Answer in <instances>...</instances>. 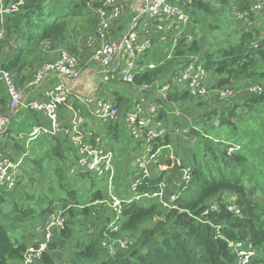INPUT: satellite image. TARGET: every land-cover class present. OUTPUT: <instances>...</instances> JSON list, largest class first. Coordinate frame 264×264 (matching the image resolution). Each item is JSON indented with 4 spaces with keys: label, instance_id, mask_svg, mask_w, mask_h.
I'll return each instance as SVG.
<instances>
[{
    "label": "trees",
    "instance_id": "1",
    "mask_svg": "<svg viewBox=\"0 0 264 264\" xmlns=\"http://www.w3.org/2000/svg\"><path fill=\"white\" fill-rule=\"evenodd\" d=\"M229 1L188 0L184 9L191 22L187 29L192 27L188 29L190 44L180 40L167 59L170 34L165 45H158L154 38L152 51L140 62L152 63L154 69L135 74L130 85L112 84L110 96L118 109L117 119L100 124L96 131L89 129L93 132L90 142L100 138L113 150V143L127 135L125 115L137 104L148 101L147 105H154L158 111L156 120L162 121L168 130L181 126L173 116L174 105H180L195 124L190 128L188 141H173L166 136L154 146V150L173 146L181 166L191 168L189 183L174 190L179 196L174 204L176 209L166 211L154 200L135 199L159 189L166 173L157 174L151 180H141L134 192L130 187L133 198L125 200L131 203L123 204L114 231L110 210L102 204L108 200L106 193L96 191L88 202L76 201L72 187L75 174L71 175L70 170L76 165L77 154L70 142L61 136H41L29 144L30 154L23 161L26 169L33 165L36 175L22 184L18 182L11 191L0 189V264H21L27 247L44 241L36 227L59 210L66 218L64 228L54 234L35 264H56L55 253L63 252L67 253L65 264H236L228 242L252 246L256 256L251 264H264V39H258V28L251 33L238 27V34H225ZM233 1L240 12L247 13L248 20H253L246 1ZM96 25V16L83 0H25L16 12L6 15L1 68L10 72L21 88L27 82L28 69L50 62L59 49L78 53V40L83 33H92ZM195 26L209 33H224L214 36L212 42L199 41ZM252 42L257 43L256 49ZM193 56L203 61L209 77V97L193 99L172 88L165 97L158 95L157 85L171 82L167 78ZM255 85L262 87V94L245 92ZM225 89L245 93L225 103L215 96V91ZM7 102L0 85V114L6 113ZM15 116L24 117L25 126L14 122L0 141L2 150L14 161L23 151V145L14 137L28 134L33 127L47 122L42 113L35 111L19 110ZM27 118L32 119L31 124ZM127 138L132 151L141 147V142L135 144L128 135ZM234 146L236 150L227 155L228 148ZM167 152L162 149L163 154ZM38 160L47 161L53 169L51 176L42 173ZM166 164L171 166L170 161ZM128 165L124 156L119 163L124 180L136 176V169L132 173ZM89 174L77 171L76 178L81 180ZM42 180L41 185L48 189L44 191L50 193L56 187L58 194L49 198L45 193H32L33 186L40 187L38 182ZM166 182L172 187L169 177ZM230 204L236 205L239 215L228 211ZM39 218L42 220L35 224ZM82 235L85 241H81ZM119 239H127L129 246L119 249ZM110 245L116 251L113 256L108 254Z\"/></svg>",
    "mask_w": 264,
    "mask_h": 264
},
{
    "label": "built area",
    "instance_id": "2",
    "mask_svg": "<svg viewBox=\"0 0 264 264\" xmlns=\"http://www.w3.org/2000/svg\"><path fill=\"white\" fill-rule=\"evenodd\" d=\"M24 1L0 0V53L5 37L6 15L16 12ZM244 1L249 5L253 20H248L247 13L240 11L235 14L236 20L244 28H251L264 14V0ZM84 2L96 16L97 25L92 33H87L80 39L78 53L59 50L50 62L42 64L35 71L32 79L25 84L24 88L17 87L13 75L3 70L0 64V85L8 97L6 113L0 114V140L5 137L10 119L19 110L42 113L47 121L33 127L28 134H18L14 137L23 145V151L16 161L7 156L0 144V189L11 191L19 185L23 161L30 154L28 147L30 143L41 136L64 137L77 154L76 165L70 170V174L74 175L77 171L90 173L106 183L108 200L102 204L110 210V226L115 231L121 219L123 204L131 202L123 200L113 190L116 177V160L113 150L106 147L100 138H96L94 143L90 142L93 132L89 129L96 124L99 126L98 122L105 125L113 123L118 117V109L112 101L105 100L103 97L97 99L95 97L85 98L79 94L73 96L66 82H72L75 87L79 86L80 79L83 77V68L92 62L101 67L103 84L130 85L135 74L155 67L152 63L140 64L144 56L152 51L155 35L152 34L153 30L164 37L166 35V39L170 34L171 45L167 55V59H170L180 40L185 39L187 45L192 41V37L187 34L190 28L187 29V27L191 23L184 9L188 0H84ZM126 10H128L129 21L122 31L120 25L124 22ZM119 29L120 32L115 34ZM251 46L254 49L258 47L255 42H252ZM81 47L82 52H79ZM87 52L90 56L85 61L86 59L82 56ZM48 77H56L59 82L45 91L44 100L27 99L25 89L41 87ZM167 79H171V82L166 80L167 82L157 85L158 95L165 97L172 88L175 92H186L193 99L209 97L208 75L203 67V61L195 56L185 59L183 64L176 68L171 77ZM215 92L219 101L227 103L235 94L247 92L259 95L262 94L263 89L255 85L247 88L245 92H236L232 89ZM146 102L144 105L137 104L124 117L127 135L135 144L141 142V147H145L143 153L139 154L135 161L136 176L131 179V192H134L135 187L143 179L151 180L152 176L160 173H166L165 176L169 175L167 171H170L171 167H176L178 170L179 182L175 183L176 187L187 185L191 177V168L181 166L179 157L174 154L173 146L158 147L155 150L154 146L158 145V140L166 136L173 141L176 138L188 141L190 128L195 125L192 123L193 118L174 105L173 116L178 121H183L180 127L175 125L172 130H168L162 121L156 120L158 112L156 107L147 105L148 101ZM73 103L79 104V108H76ZM82 106L85 107L86 115H83ZM62 109L64 111L61 113ZM68 112L72 117L69 124H65V115L67 116ZM162 149L168 152L163 154ZM235 150V146L228 148L227 155ZM166 161H170L171 166H167ZM152 164L158 170L156 175L151 173ZM158 187L155 193L135 199L154 200L166 211L176 209L174 204L179 198L178 194H168L165 181L160 182ZM228 211L239 215V210L234 204L228 206ZM62 213L61 210L52 213L36 227L37 233L41 238L43 237L44 241L28 246L21 264H35L40 259L48 249V243L54 234L64 228L66 218ZM121 243L124 245L121 246ZM117 244L121 249L129 246L128 241H118ZM228 248L236 256V264H251L256 256V251L252 246L245 247L242 244L228 242ZM108 254L109 256L116 254L112 245L108 247Z\"/></svg>",
    "mask_w": 264,
    "mask_h": 264
},
{
    "label": "rangeland",
    "instance_id": "3",
    "mask_svg": "<svg viewBox=\"0 0 264 264\" xmlns=\"http://www.w3.org/2000/svg\"><path fill=\"white\" fill-rule=\"evenodd\" d=\"M231 2H232V0L229 1L228 9H229L230 12H229V14H227V20L225 22L226 24H225V27H224V28H226L225 34H228V35H230V34L231 35L238 34L239 33L238 32V27H240V25H241V24H239L236 21L235 17L232 15V11L230 10L231 4H232ZM261 16L263 17L264 14L261 15ZM223 19H226V16ZM190 28H192V27H190ZM196 29H197V26H195V30ZM245 30L248 31V32L254 33V31H256L255 24H254L253 28L252 27L251 28H245ZM119 32H120V29L117 30L115 34H118ZM219 32L220 31H218V30H216V31L213 30L212 33L211 32L209 33V32H206V31H203L202 29H200V30H198V39H199V41L204 39V40H210L212 42L214 36H217L219 34L222 35V33H224V32H222V33H219ZM85 34L83 33L82 36L85 35ZM187 34H189V32ZM225 34H223V35H225ZM155 37L157 39H159L160 41H161V39H164V41L167 40L166 39V35L164 37L162 34L157 33V32H155ZM258 39L259 40H263L264 39V33H259ZM79 52H82V47L79 48ZM87 55H89L88 52H87ZM82 57H83V59L85 58V56H82ZM100 87L102 88V87H104V85H101ZM175 88H176V86H175ZM112 90L113 89H111V88H107L106 89L107 92H112ZM122 91L123 90H118L119 93H121ZM129 92H130V90H129ZM130 93H132V92H130ZM126 95H127V93H126ZM236 95H238V94H235L233 96V98H235ZM232 99H230V100H232ZM82 108H83V115H85L86 114L85 107L82 106ZM178 108H180L183 111V109L181 108L180 105H179ZM198 113H201V111L199 110ZM71 117H72V115L69 112H68L67 116L65 115V123L66 124H69ZM98 124L100 125L99 122H98ZM97 126L98 125L96 124V127ZM100 137L103 139L104 135H100ZM127 140H128L127 136L124 135L123 137H121L119 139V141H115L113 143V150H114L113 153H114V157H115V160H116L115 163H118V166H119V163L121 161H123L124 156H125L127 158V160L129 161V164H130L129 167L133 166V169H135V161L137 159V156L139 154L143 153L145 147L142 146L140 148H137V150L132 151L127 146ZM108 146L111 147L109 143H108ZM126 146H127V148H126ZM39 164L43 166L42 173L46 172L49 176L52 175L53 169L51 168V166H48L46 160H43V161L40 160ZM26 165H28V164L26 163ZM54 167H55V165H53V168ZM35 168L37 170V167H35ZM25 169H26L25 168V164H23V166L21 167L22 175H20V181H19V183H21V184L26 182L29 178H31V177L36 175V171L33 169V165L32 164L29 165V168H27L26 170ZM116 172L117 173H116V177H115V181H114L115 187H113V190H115V193L118 194L119 197H122L123 200H129V199L133 198V194L130 192V181L128 179H126V180L121 179V176H122V173H123L122 168L118 167V169H116ZM167 173H170L169 178L174 179L175 176H176L175 174H178V170L176 169V167H171L170 171H167ZM118 181H120V183H118ZM165 181H168V179H165ZM42 182H43V180L41 182H38L40 187L33 186V189H32L31 192L32 193H37V194L45 193V194H48L47 197H49V198H52V197H54V195L58 194V190H57L56 187H54L53 190L50 193L44 191V189H47V187L45 185L44 186L41 185ZM72 185H73L72 187H75L76 201L78 203L88 202L89 199L91 198L92 194L94 192H96V191H101L104 194L107 192L106 183H104L102 179H99L95 175H92V174H89L88 176H85L83 179L80 180V178L79 179L76 178V172H75V175L72 177ZM38 220H40V218L35 220L37 222L35 224H39V222L42 219L39 222H38ZM86 234H87V232H86ZM89 234H91V233H89ZM81 237H82L81 241H85V238H83V235ZM119 240H121L123 242L127 241V239H119ZM23 242H26V240L23 239ZM122 245H124V244L121 243V246ZM118 248L121 249L119 246H118ZM55 257H56V260H57L56 264H65V258L67 257V253L66 252H63V254L55 253Z\"/></svg>",
    "mask_w": 264,
    "mask_h": 264
},
{
    "label": "crops",
    "instance_id": "4",
    "mask_svg": "<svg viewBox=\"0 0 264 264\" xmlns=\"http://www.w3.org/2000/svg\"><path fill=\"white\" fill-rule=\"evenodd\" d=\"M231 11H232V15L236 19L235 14H236V12L239 11V9L236 7V4H235L234 1L232 3V9H231ZM128 21H129V15H128V10H126V14H125V17H124V22L121 23V25H120L122 31L124 30V28L127 25ZM258 21L259 22L255 23V27L258 28V30H259L260 33H264V29H263L264 28V24H263L264 23V16L263 17L261 16ZM237 22L239 24H241L239 21H237ZM243 27L244 26L241 24L239 28H243ZM152 34H155L154 30L152 31ZM83 36H85V35H83ZM83 36L80 39H82ZM154 38L156 39L155 35L153 36V40H154ZM80 39L78 40V45H79ZM166 41H164V39H161V41L159 39L156 40V42L158 43V45H161V44L162 45H165L166 44L165 43ZM59 50H61V49H59ZM58 51H56V54L58 53ZM56 54H55V56H56ZM84 56H85V59H86L85 61H87L88 60V57L90 56V54L87 55V53H85ZM38 68L35 69L34 67H31L30 70L28 69L25 72V76L27 77L26 78L27 79V82H29L32 79L33 74L35 73V71ZM101 79H102V70H101V67L98 66V65H96L95 63L89 62L83 68V77L80 79L79 86H76L75 87L72 82H66V84H67L68 87L71 88V93H72L73 96H75L76 94H79L80 96H83L85 98H90V97H93L94 98L95 97V98L98 99V97H103L105 100H110L111 101L112 100V98L110 96L111 95V92H107L106 89L107 88H111V89L114 90V87L112 86V84H109V85L103 84L102 81H101ZM57 82H59V79L58 78H56V77H48L45 80V82L43 83V85L41 87H38V88H36V87L26 88L25 89V95H26L27 99H30V100L32 98L39 99V100H44V93H45V91L47 89L51 88ZM25 84L21 88H24L25 87ZM101 85H104V87L101 88L100 87ZM1 88H2V86H1ZM2 90H3V88H2ZM113 90H112V92H113ZM73 105L74 106L76 105V107L79 108V106L76 103H73ZM63 111L64 110L62 109L60 112L62 113ZM26 121L29 124H31L32 119L27 118ZM182 121L183 120H180L181 123H182ZM14 122H16V124L18 126H25L24 117H20V118H18L17 116L12 117L10 119V121H9L8 128H7V131L5 133V137L7 136L8 131H9V128L11 127V125ZM90 129L96 131L99 128L96 129V126H92V127H90ZM5 137L1 138L0 141H2V139H4ZM129 166H130V164L128 165V168L130 169V172L133 173V170H134L133 169V166L132 167H129ZM150 170H151V173H153L154 175H156L158 173V170H157V168H156V166L154 164H152L150 166ZM175 175L176 176H175L174 179H171L170 178L171 179L170 184H171L172 187H168V184H167V187L166 188H167V193L168 194H173L174 193V190H176V188H177L175 183L179 182V174H175ZM169 176H170V174L167 175V176H165V178L168 179ZM124 177H125V173L122 174L121 178L124 180ZM131 177H132V175H130V177H127L126 179H128L131 182V179H132ZM118 183H120V182L118 181ZM26 189H27V187H26Z\"/></svg>",
    "mask_w": 264,
    "mask_h": 264
}]
</instances>
